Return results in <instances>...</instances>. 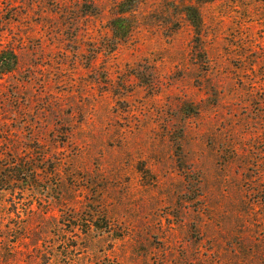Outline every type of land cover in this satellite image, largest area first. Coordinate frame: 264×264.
<instances>
[{
    "label": "rangeland",
    "instance_id": "rangeland-1",
    "mask_svg": "<svg viewBox=\"0 0 264 264\" xmlns=\"http://www.w3.org/2000/svg\"><path fill=\"white\" fill-rule=\"evenodd\" d=\"M18 168L0 264H264V0H0Z\"/></svg>",
    "mask_w": 264,
    "mask_h": 264
},
{
    "label": "trees",
    "instance_id": "trees-1",
    "mask_svg": "<svg viewBox=\"0 0 264 264\" xmlns=\"http://www.w3.org/2000/svg\"><path fill=\"white\" fill-rule=\"evenodd\" d=\"M23 174L22 169H15V170H9L8 172H0V193L1 192H23V188H13V189H6L5 186H13L14 184H21L22 185V180L19 179V175ZM14 176V177H13ZM29 177V176H28ZM29 180H34L33 176L29 177ZM18 190V191H17ZM13 193V194H14Z\"/></svg>",
    "mask_w": 264,
    "mask_h": 264
}]
</instances>
